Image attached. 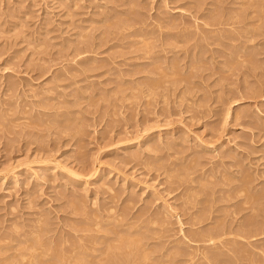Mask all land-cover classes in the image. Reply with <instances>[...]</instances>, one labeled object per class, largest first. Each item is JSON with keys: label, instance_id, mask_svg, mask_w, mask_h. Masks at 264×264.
<instances>
[{"label": "rangeland", "instance_id": "rangeland-1", "mask_svg": "<svg viewBox=\"0 0 264 264\" xmlns=\"http://www.w3.org/2000/svg\"><path fill=\"white\" fill-rule=\"evenodd\" d=\"M56 253L264 264V0H0V264Z\"/></svg>", "mask_w": 264, "mask_h": 264}, {"label": "bare ground", "instance_id": "bare-ground-1", "mask_svg": "<svg viewBox=\"0 0 264 264\" xmlns=\"http://www.w3.org/2000/svg\"><path fill=\"white\" fill-rule=\"evenodd\" d=\"M154 86H155V85H153L152 87H154ZM134 157H135V156H134ZM149 165H150V164H149ZM213 171H214V170H213ZM231 176H232V175H231ZM227 177H228V175H227ZM247 177H248V176H247ZM180 178H181V177H180ZM180 178H179V179H180ZM203 178H204V177H203ZM210 178H211V177H210ZM228 178H229V177H228ZM243 178H245V177H243ZM243 178H242V179H243ZM199 179H200V178H199ZM190 180H191V179H190ZM246 180H247V179H246ZM192 181H193V180H192ZM247 181H249V180H247ZM243 182L245 183L244 179H243ZM243 182H242V183H243ZM244 183H243V185H244ZM247 183H248V182H247ZM249 184H250V182H249ZM241 186H242V185H241ZM187 188H188V187H187ZM240 188H241V187H240ZM247 188H248V187H247ZM243 189H245V188H243ZM223 190H225V189H223ZM221 192H222V190H221ZM224 192H225V191H224ZM240 192H241V193H239V194L241 195V194H242V190H241ZM258 192H259V191H258ZM260 192H261V191H260ZM227 193H228V192H227ZM231 193H232V192H231ZM235 193H236V192H235ZM243 193H244V192H243ZM262 193H263V192H262ZM236 195H237V193H236ZM240 195H239V196H240ZM243 195H244V194H243ZM255 195H256V194H254V196H255ZM248 196H249V195H248ZM248 196H247V198H248ZM259 196H260V195H259ZM240 197H241V196H240ZM249 198L252 199L251 197H249ZM190 199H191V198H190ZM190 199H188V200H190ZM253 199H254V197H253ZM254 200H255V199H254ZM243 201H244V200H243ZM245 201H246V200H245ZM250 202H251V201H250ZM250 202H248V203H250ZM254 202H255V201H254ZM244 205H245V203H244ZM247 205H249V204H247ZM109 210H110V209H109ZM85 213H86V212H85ZM85 213H84V214H85ZM142 214H143V213H142ZM161 214H162V213H161ZM161 214H159V215H161ZM157 215H158V214H157ZM93 216H94V214H93ZM139 216H140V215H139ZM143 216H144V215H143ZM143 216H142V217H143ZM90 217H91V216H90ZM148 217H149V216H148ZM85 218H86V217H85ZM92 218H94V217H92ZM95 218H96V217H95ZM112 218H113V217H112ZM115 218H116V216H115ZM154 218H155V217H154ZM194 218H195V217H194ZM105 219H106V218H105ZM119 219H120V218H119ZM119 219H118V220H119ZM155 219H156V218H155ZM157 219H158V217H157ZM94 220H95V219H94ZM149 220H150V219H149ZM194 220H195V219H194ZM112 221H113V220H112ZM145 221H146V220H145ZM152 221H153V220H152ZM196 221H197V220H196ZM196 221H195V222H196ZM247 221H248V220H247ZM249 221H250V220H249ZM249 221H248V222H249ZM150 222H151V221H150ZM157 222H159V221L157 220ZM189 222H191V221H189ZM245 222H246V221H245ZM111 223H112V222H111ZM125 223H126V222H125ZM142 223H143V222H142ZM155 223H156V222H155ZM155 223H154V224H155ZM198 223H199V222H198ZM198 223L196 222L195 225H196V224L198 225ZM246 223H247V222H246ZM249 223H250V222H249ZM96 224H97V223H96ZM102 224H103V223H102ZM121 224H122V223H121ZM123 224H124V223H123ZM127 224L129 225V222H127ZM189 224H190V223H189ZM191 224H192V223H191ZM193 224H194V223H193ZM152 225H153V224H152ZM246 225L248 226V224H246ZM93 226L95 227V225H93ZM96 226H98V225H96ZM119 226H120V225H119ZM247 226H246V227H247ZM251 226H252V223H251ZM121 227H122V226H121ZM242 227H243V226H242ZM40 228H41V227H40ZM97 228H98V227H97ZM98 229H99V228H98ZM214 229H216V227L213 228V230H214ZM240 229H242V228H240ZM38 230H39V229H38ZM41 230H42V229H41ZM41 230H40V231H41ZM115 230H116V229H115ZM144 230H145V229H144ZM149 230H150V229H149ZM197 230H198V229H197ZM96 231H97V230H96ZM116 231H117V230H116ZM145 231H146V230H145ZM155 231H156V230H155ZM193 231H195V230H193ZM193 231H192V230H191V231L189 230V232H193ZM215 231H216V230H215ZM118 232H119V230H118ZM146 232H147V231H146ZM181 232H182V231H181ZM189 232H188V233H189ZM204 232H205V231H204ZM39 233H40V232H39ZM39 233H36L35 236H37V237L40 236ZM120 233H121V232H120ZM154 233L156 234V232H154ZM162 233H163V232H162ZM195 233H196V234H195ZM195 233H194V234L191 233V234H192V235H191V239L194 240V241L196 242V241H198L197 239L200 240L201 237H203V238H202V241H203L204 238H207V237H208V239L210 240V237H211V233H212V231H211V233H208V232H207V234L205 233L204 235H203L202 231H201V234H200V235H199L197 232H195ZM199 233H200V232H199ZM238 233H239V232H238ZM240 233H241V232H240ZM242 233H243V231H242ZM186 234H187V232H186ZM260 234H261V233H260ZM262 234H263V233H262ZM128 235H129V234H128ZM128 235H127V236H128ZM133 235H134V234H133ZM140 235H141V234H140ZM160 235H161V234H160ZM160 235H158V236L161 237ZM218 235H219V234H218ZM32 236H33V235H32ZM143 236H144V235H143ZM155 236H157V235H155ZM219 236H220V235H219ZM29 237H30V236H29ZM118 237H119V234H118ZM131 237H132V236H131ZM131 237H130V238H131ZM134 237H135V236H134ZM134 237H133V238H134ZM140 237H141V236H140ZM159 237H158V238H159ZM188 237H189V236H188ZM197 237H200V238H197ZM35 238H36V237H35ZM35 238H34V239H35ZM151 238H152V237H151ZM156 238H157V237H156ZM184 238H185V236H184ZM213 238H214V237H213ZM26 239H27V238H26ZM31 239H32V238H30V240H31ZM118 239H119V238H118ZM122 239H123V238H122ZM11 240H12V239H11ZM116 240H117V239H116ZM119 240H120V239H119ZM127 240H128V239H127ZM13 241H14V240H13ZM190 241H191V240H190ZM206 241H208V240H206ZM25 242L27 243V241H25ZM30 242H31V241H30ZM38 242H39V241H38ZM111 242L113 243L114 241L111 240ZM127 242H128V241H127ZM203 242H205V241H203ZM208 242H210V241H208ZM26 243H25V244H26ZM31 243H33V242H31ZM35 243H37V242H35ZM112 243H110V244H112ZM132 243H133V241H132ZM135 243H136V242H135ZM135 243H133V244H135ZM198 243H199V242H198ZM29 244H30V243H29ZM39 244H41V243H39ZM133 244H132V245H133ZM138 244H139V243H138ZM138 244H136V245H138ZM142 244H143V243H142ZM26 245H27V244H26ZM114 245H116V244H114ZM114 245H113V246H114ZM117 245H118V244H117ZM120 245H121V244H120ZM144 245H145V244H144ZM182 245H183V244H182ZM19 246H20V243H19ZM22 246H23V245H22ZM24 246H25V245H24ZM30 246H31V245H30ZM75 246H76V245H75ZM107 246H109V245H107ZM110 246H111V245H110ZM130 246H131V245H130ZM33 247H34V246H33ZM33 247H32V249L34 250L35 248H33ZM39 247H40V246H39ZM92 247H93V246H92ZM117 247H118V246H116V249H117ZM124 247H125V246H124ZM138 247H140V246H138ZM182 247H183V246H182ZM18 248H19V247H18ZM18 248H17V246H16V250H17ZM22 248H24V247H22ZM44 248H45V247H44ZM76 248H77V247H76ZM84 248H85V247H84ZM86 248H87V247H86ZM104 248H105V247H104ZM119 248H123V247H119ZM179 248H180V247H179ZM26 249H27V247H25V250H26ZM45 249H46V248H45ZM45 249H44V250H45ZM47 249H48V247H47ZM53 249H54V248H53ZM91 249H92V248H91ZM93 249H94V248H93ZM97 249H98V248H97ZM97 249H96V250H97ZM116 249H114V250H116ZM151 249H152V248H151ZM181 249H182V248H181ZM243 249H244V248H243ZM20 250H21V252H22L23 249H20ZM25 250H24V251H25ZM36 250H37V248H36ZM40 250H41V249H40ZM42 250H43V249H42ZM42 250H41V251H42ZM54 250H55V249H54ZM54 250H52L51 252H53ZM69 250H70V249H69ZM69 250H68V251H69ZM80 250H82V249H80ZM86 250H87V249H86ZM105 250H106V249H105ZM107 250H108V248H107ZM107 250H106V252H107ZM171 250H172V249H171ZM173 250H174V248H173ZM173 250H172V251H173ZM178 250H179V249H178ZM26 251H27V250H26ZM28 251H29V253H31L30 251H32V250L29 249ZM28 251H27V254H29ZM34 251H35V250H34ZM34 251H32V252H34ZM41 251H40V252H41ZM46 251H47V250H46ZM57 251H58V250H57ZM57 251H56V252H57ZM93 251H94V250H93ZM134 251H135V249H134ZM140 251H142V250H140ZM145 251H146V250H145ZM145 251H144V252H145ZM153 251H154V249H153ZM167 251H168V250H167ZM172 251H171V252H172ZM240 251H242V250H240ZM36 252H37V251H36ZM36 252H34L33 255H31L32 258H34L33 256L35 255ZM70 252H71V250H70ZM75 252H76V251H75ZM78 252H79V251H78ZM78 252H77V253H78ZM98 252H99V251H98ZM98 252H97V253H98ZM106 252H105V253H106ZM128 252H129V251L127 250V253H128ZM136 252H138V251H136ZM136 252H133V251L131 252V253H135V254L133 255V257H135V255H138V253L136 254ZM174 252H175V251H173L172 253H173L174 256H175V255H176V252H175V253H174ZM42 253H43V252H42ZM45 253H46V252H45ZM45 253H44V254H45ZM59 253H61V251H60ZM67 253H68V252H67ZM79 253H80V252H79ZM129 253H130V252H129ZM131 253H130V256H132ZM146 253H147V252H145L144 254L142 253V254H143V255H142V257H143V261H145V262H146V259H145V258H147V256H148V254H147V256H146ZM172 253H170L171 256H173ZM242 253H243V252H242ZM17 254H18V252H17ZM17 254H16V256H17ZM23 254H24V253H20L18 256L21 255L20 258L25 259V261H26V258L28 257V255H27L26 258H24V257H25L24 255H26V254H24V255H23ZM53 254H54V253H53ZM70 254H72V253H70ZM74 254H75V253H74ZM82 254H83V253H82ZM98 254H99V253H98ZM102 254H104V253L102 252ZM110 254H112V253L110 252ZM110 254H108V255H110ZM115 254H116V253H115ZM154 254H155V253H154ZM163 254H164V253H163ZM170 254H169V255H170ZM14 255H15V253H14ZM22 255H23V257H22ZM40 255H41V254H40ZM40 255H39V256L37 255V257H35L34 259H36V260L39 259V258H40ZM50 255H52V254H50ZM56 255H57V253H56ZM59 255H60V254H59ZM59 255H57V256H56V259H54V260H52V259H51V260L48 259L49 261H47L46 263H47V264H54V262H55V264H57V261H58L59 259H61V258H60L61 256H59ZM68 255H69V254H68ZM75 255H76V254H75ZM106 255H107V254H106ZM108 255H107V256H108ZM127 255H129V254H127ZM139 255H140V254H139ZM177 255H178V254H177ZM46 256H48V254H46ZM54 256H55V255H54ZM81 256H82V255H81ZM81 256H80V257H81ZM102 256H103V255H102ZM104 256H105V255H104ZM104 256H103V257H104ZM111 256H112V255H111ZM122 256H123V255H122ZM124 256H126V255H124ZM140 256H141V255H140ZM167 256H168V255H167ZM167 256H166L165 259H167V261H168V257H167ZM171 256H170V257H171ZM178 256H179V255H178ZM38 257H39V258H38ZM43 257H44V256H43ZM74 257H75V256H74ZM74 257H73V258L69 257L70 259L68 258V259L65 261V264H75V263L72 262V261H73L74 259H75L74 261H76V260H78V259H76V257H75V258H74ZM78 257H79V254H78ZM78 257H77V258H78ZM80 257H79V258H80ZM97 257H100V255L97 256ZM142 257H141V258H142ZM163 257H164V256H163ZM14 258H15V257H14ZM18 258H19V257H18ZM20 258H19V261L22 262V260H20ZM54 258H55V257H54ZM63 258H64V257H63ZM65 258H66V257H65ZM87 258H88V257H87ZM91 258H92V256H91ZM101 258H102V257H101ZM106 258H107V257H106ZM109 258H110V257H109ZM119 258H120V257H119ZM119 258H118V259H119ZM122 258H123V257H122ZM124 258H127V257H124ZM124 258H123V259H124ZM135 258H136V257H135ZM135 258H134V259H135ZM137 258H139V257H137ZM173 258H174V257H173ZM205 258H206V257H205ZM27 259H29V258H27ZM34 259H33V260H34ZM45 259H46V257H45ZM81 259H82V258H81ZM83 259H84V258H83ZM95 259H97V258H95ZM111 259H112V258H111ZM113 259H114V257H113ZM123 259H122V260H123ZM127 259H128V258H127ZM129 259H130V257H129ZM131 259H132V262H131V263H133L135 260L133 261V258H132V257H131ZM148 259H149V257H148ZM160 259H161V258H160ZM169 259H171V258H169ZM17 260H18V259L16 258L15 262H16ZM30 260L32 261V259H30ZM30 260H29V261H30ZM84 260H86V257H85ZM108 260H109V259H108ZM108 260H107V261H108ZM120 260H121V258H120ZM120 260H118V262L115 260V263L117 262L116 264H127V263L129 264V262H130V261H129V262H128V261H120ZM124 260H126V259H124ZM171 260H173V259H171ZM19 261H18V264L20 263ZM23 261H24V260H23ZM25 261L23 262L24 264H25ZM29 261L27 260V262H29ZM34 261H35V260H34ZM38 261H39V260H38ZM79 261H81V262H79ZM79 261H77L76 264H84V263L86 264V262L83 263L82 260H79ZM89 261L91 262L92 260H89ZM136 261H137V260H136ZM141 261H142V259H141ZM162 261H163V260H162ZM169 261H170V260H169ZM32 262H33V261H32ZM32 262H31V263H32ZM41 262H43V261H41ZM44 262H45V261H44ZM44 262H43V263H44ZM92 262H93V261H92ZM145 262H144V264H145ZM149 262H150V260H149ZM164 262H166V261H164ZM31 263H30V264H31ZM87 263H88V262H87ZM161 263H162V262H161ZM167 263H168V262H167ZM10 264H14V263H10ZM21 264H22V263H21ZM33 264H34V263H33ZM38 264H39V263H38ZM59 264H61V262H60ZM88 264H89V263H88ZM91 264H92V263H91ZM95 264H96V263H95ZM162 264H163V263H162ZM164 264H165V263H164Z\"/></svg>", "mask_w": 264, "mask_h": 264}]
</instances>
